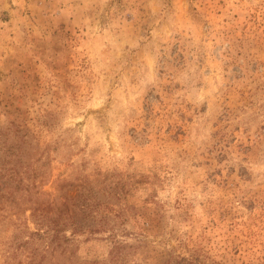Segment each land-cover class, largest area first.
<instances>
[{"label":"rangeland","instance_id":"obj_1","mask_svg":"<svg viewBox=\"0 0 264 264\" xmlns=\"http://www.w3.org/2000/svg\"><path fill=\"white\" fill-rule=\"evenodd\" d=\"M0 264H264V0H0Z\"/></svg>","mask_w":264,"mask_h":264}]
</instances>
